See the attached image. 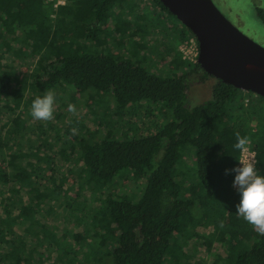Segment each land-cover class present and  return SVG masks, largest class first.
I'll return each mask as SVG.
<instances>
[{
  "label": "trees",
  "instance_id": "16d2710c",
  "mask_svg": "<svg viewBox=\"0 0 264 264\" xmlns=\"http://www.w3.org/2000/svg\"><path fill=\"white\" fill-rule=\"evenodd\" d=\"M136 1L68 0L53 8L44 0H0V57L11 49L12 63L38 57L20 79V66L0 63V264H205L212 247L219 264H264V232L253 234L255 226L238 215L231 188L237 133L248 137L264 173V96L247 97L215 78L210 97L188 105L187 80L212 77L176 49L192 33L159 0L152 2L176 23L154 29L156 20L137 12ZM255 11L264 24V5ZM133 15L130 23L145 20L172 54V68L155 72L140 61L133 36L141 28L122 25ZM112 35L127 39L131 53L114 52ZM49 89L60 102L52 119L37 120L31 101ZM60 91L87 109L88 132ZM141 102L156 107L147 103L146 120L106 122ZM118 176L142 186L137 193L123 184L107 189ZM84 189L102 191L101 200L71 204L80 231L57 237L37 208L44 198L65 206L61 191L74 201ZM210 226L207 236L196 230Z\"/></svg>",
  "mask_w": 264,
  "mask_h": 264
},
{
  "label": "rangeland",
  "instance_id": "374dc122",
  "mask_svg": "<svg viewBox=\"0 0 264 264\" xmlns=\"http://www.w3.org/2000/svg\"><path fill=\"white\" fill-rule=\"evenodd\" d=\"M213 3L216 5V7L224 14V16L232 23L234 24L241 32H243L245 35L250 37L252 40L257 42L258 44L264 46V24L262 21L258 18L256 11H255V6H263L264 5V0H212ZM68 0L66 1V3ZM138 2V7H137V12H143L147 13L150 17H152V20H156L155 23V28L160 29L165 26H170L173 23H176V20L167 12L162 11L157 7L152 0H137ZM65 3V4H66ZM135 15L131 17L124 18L122 20L124 26H131V31L132 29L135 28H141L138 30V34H135L133 39L137 40L135 43V49H137L142 55H144V58H141L140 61L146 62V66L155 72H158L160 70H167L169 68H172V54L170 53H165L164 51V46L162 43H160L158 39V35L153 34L149 32V27H143V24L145 23V20H141L140 22L132 21L134 20ZM155 22V21H154ZM109 21H107V24ZM181 26V25H180ZM111 27V25H109ZM130 31V29L128 30ZM145 32V33H143ZM141 34V37H140ZM6 36H3L0 38V42H3ZM170 36H168L169 40ZM165 39V41H168ZM19 40L17 41V46H20V51L23 53H27L30 50V47L27 45H24L23 43H18ZM171 42L175 45L174 41L171 40ZM110 47L113 49L114 52H122L123 54L127 55V53L130 52L131 48V43L127 39H122L119 38L117 35H112L111 39L109 41ZM1 45V44H0ZM151 46L152 52L148 50V48ZM134 48V47H133ZM134 49V50H135ZM177 49V48H176ZM178 50V49H177ZM1 55V53H0ZM131 57L133 56L130 55ZM15 57V50L11 49L8 52V55L4 57H0V63L2 64H15L20 66V69L15 70V75L19 79L23 76H26L29 74V72L32 70L36 62L38 61V57L36 54L28 55V57L23 61V60H18L13 62V58ZM182 59V58H181ZM192 78L187 80L188 83V88H187V103L188 105H193L196 103H200L206 99H208L211 95V86L212 83L214 82V77H204L201 78L199 74H193L191 76ZM69 92L68 91H60L61 96L65 99L68 100L69 104H72L74 106V111L70 112V116L75 118L79 124H84L86 125L84 128V132H88L89 129L93 127L92 125V120H88V111L86 108L81 107L78 104H75L76 100L71 97H69ZM241 94L246 95L247 97H254L253 92H248V91H241ZM59 100L56 102L54 101V108H57ZM148 102H141L136 105V107H133L130 111L124 112V113H119V112H114L109 113L106 118H108V121L106 122L109 123H114L120 118L121 120H127L129 117H133V121H142L146 120L144 118L145 116V108L148 106ZM154 107L153 104L148 103ZM156 108V107H154ZM65 110V108H64ZM68 110V108L66 109ZM155 111V110H154ZM157 112H160V109L157 110ZM5 119L6 114L2 113L0 118ZM95 116H93L94 118ZM91 118V117H90ZM92 118V119H93ZM148 120V119H147ZM147 123V122H145ZM188 162L190 163L191 160L189 159ZM73 180H69V184H71ZM136 186L134 184H128L127 183V178L123 176H118V178L114 181V184L112 186H109L107 189L117 191L118 189H123L121 186L122 184L125 185L126 187L124 190L132 191V192H138L139 187L142 186L141 181H136ZM76 186V185H75ZM63 187V186H62ZM122 187V188H121ZM65 193L62 191L60 192V198H63L68 202L67 205L63 206L62 204H58L56 202L50 203L48 199H45L40 203L38 209V216L42 217L40 219L41 222H43L44 225H48L49 229L54 232L56 231L57 237H60V234L62 232H68V230H74V231H80L79 223L76 220V216H74V209L73 207L76 206L78 209L81 208V205H85L89 200L94 199L95 202H99L102 198V191H94L89 189H84L81 191L80 197H76L74 201L70 200L68 197L64 196ZM69 195L74 196L73 191L71 190L69 192ZM66 198V199H65ZM73 198V197H71ZM78 200L80 201L78 205H74L75 201ZM71 202V203H70ZM73 205L70 206V205ZM50 207V208H49ZM229 220V215H226L224 217V222ZM252 233L254 234L259 230L256 227L252 228ZM197 232L201 236H207L208 233L213 232V228L210 227H203L202 229L199 227L196 229ZM44 244H41L39 247L43 249ZM50 254V252L46 253ZM200 254V253H197ZM208 256L206 257L205 264H219L218 262L221 260V255L219 252L215 250L214 247L210 251H208ZM190 256V255H189ZM200 257V255H199ZM211 257V258H210ZM49 262H51V259L49 258Z\"/></svg>",
  "mask_w": 264,
  "mask_h": 264
},
{
  "label": "water",
  "instance_id": "95a60500",
  "mask_svg": "<svg viewBox=\"0 0 264 264\" xmlns=\"http://www.w3.org/2000/svg\"><path fill=\"white\" fill-rule=\"evenodd\" d=\"M159 1L196 38L203 71L264 96V46L241 32L212 0Z\"/></svg>",
  "mask_w": 264,
  "mask_h": 264
},
{
  "label": "clouds",
  "instance_id": "9594fccd",
  "mask_svg": "<svg viewBox=\"0 0 264 264\" xmlns=\"http://www.w3.org/2000/svg\"><path fill=\"white\" fill-rule=\"evenodd\" d=\"M54 101L55 93L51 89L35 96L30 105L31 116L42 121L52 119ZM68 110L74 111V106L69 104ZM232 147L240 153L246 152L249 147L248 137L237 133ZM238 161L239 166L233 169L234 183L239 194L236 212L244 221L264 232V173L255 168L250 157L241 155Z\"/></svg>",
  "mask_w": 264,
  "mask_h": 264
},
{
  "label": "built area",
  "instance_id": "2783aa9c",
  "mask_svg": "<svg viewBox=\"0 0 264 264\" xmlns=\"http://www.w3.org/2000/svg\"><path fill=\"white\" fill-rule=\"evenodd\" d=\"M44 1L52 4L53 8H57L58 5H64L67 0H44ZM177 49L183 60L189 62H197L198 44L193 34H187L183 39H181L177 44ZM241 155L245 156L246 158L250 157L255 165V153L254 150H252L250 147H248V150L246 152L240 153L238 159L240 158ZM237 166H239L238 160L236 167ZM231 188L237 190V186L234 183V177L231 182Z\"/></svg>",
  "mask_w": 264,
  "mask_h": 264
}]
</instances>
